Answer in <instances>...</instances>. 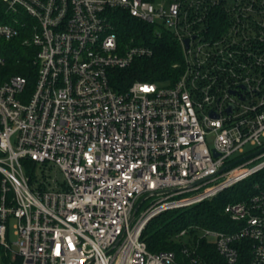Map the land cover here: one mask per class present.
<instances>
[{
	"label": "built area",
	"instance_id": "obj_1",
	"mask_svg": "<svg viewBox=\"0 0 264 264\" xmlns=\"http://www.w3.org/2000/svg\"><path fill=\"white\" fill-rule=\"evenodd\" d=\"M1 1L30 19L0 23V39L29 24L24 44L37 48L32 92L19 75L0 86V248L10 263L207 264L205 239L226 264H238L245 247L249 264H264L259 183L224 208L235 230L180 231L179 239L194 237L181 261L173 251L151 252L142 237L161 213L264 171V0ZM114 11L180 43L174 85L114 90L112 69L153 54L119 42ZM24 160L35 163L32 173ZM49 163L63 180L43 174L35 185L36 167Z\"/></svg>",
	"mask_w": 264,
	"mask_h": 264
},
{
	"label": "trees",
	"instance_id": "obj_2",
	"mask_svg": "<svg viewBox=\"0 0 264 264\" xmlns=\"http://www.w3.org/2000/svg\"><path fill=\"white\" fill-rule=\"evenodd\" d=\"M16 17L22 22L30 19L26 15L10 13L5 3L0 0V23H13ZM110 20L122 45L146 46L153 51L149 57L135 59L126 69L110 71V82L116 92H126L135 82L156 83L160 86H172L176 83L182 74L184 59L180 43L170 32L164 30L162 35L158 36L152 26L122 11L112 12ZM28 36L29 24L21 27L18 37L11 40L0 39V55L5 59V65L0 70V86L12 76L19 75L28 80V92L34 89L37 80V67L34 63L37 48L24 44ZM24 165L29 174L33 172L34 162L24 160ZM1 180L0 173V184ZM258 183L264 187V171L212 199L191 207L161 213L153 218L143 231L142 237L148 249L154 253L173 251L181 261V249L185 241L177 237L180 231L190 229V235H193L196 227L229 232L235 230L237 225L224 213V208L229 203L248 199L255 193L254 187ZM199 253L207 264H226L216 252L214 244L208 240L199 241ZM242 253L238 264H249L248 249L245 247ZM3 262L17 264L10 263V257L7 256Z\"/></svg>",
	"mask_w": 264,
	"mask_h": 264
},
{
	"label": "rangeland",
	"instance_id": "obj_3",
	"mask_svg": "<svg viewBox=\"0 0 264 264\" xmlns=\"http://www.w3.org/2000/svg\"><path fill=\"white\" fill-rule=\"evenodd\" d=\"M14 140V139H13ZM254 149V147L252 146H247V150L248 151H252ZM48 175L52 178L58 179L59 181L63 180V175L60 171L59 168L55 167L52 164H38V166L36 167V180L34 181V184L37 185L38 182L42 179V175ZM152 199L145 201V203L142 205L140 211H142L150 202ZM14 222V221H12ZM194 238L192 236L186 237L184 238V243H189L190 240ZM213 240V239H211ZM11 257V254L9 252H6L5 249L0 248V264H4L3 259L4 257Z\"/></svg>",
	"mask_w": 264,
	"mask_h": 264
},
{
	"label": "water",
	"instance_id": "obj_4",
	"mask_svg": "<svg viewBox=\"0 0 264 264\" xmlns=\"http://www.w3.org/2000/svg\"><path fill=\"white\" fill-rule=\"evenodd\" d=\"M186 43H187V41H186ZM216 156H218L217 154H215ZM146 198H144L137 206H136V208L134 209V212H133V214H132V217H131V220L136 216V214H137V212H138V210H139V208H140V206H141V204L144 202V200H145Z\"/></svg>",
	"mask_w": 264,
	"mask_h": 264
}]
</instances>
